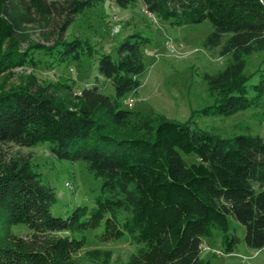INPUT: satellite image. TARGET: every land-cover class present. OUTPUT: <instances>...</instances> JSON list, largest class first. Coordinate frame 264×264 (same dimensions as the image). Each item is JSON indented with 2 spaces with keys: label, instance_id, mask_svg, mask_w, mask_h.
I'll return each mask as SVG.
<instances>
[{
  "label": "trees",
  "instance_id": "1",
  "mask_svg": "<svg viewBox=\"0 0 264 264\" xmlns=\"http://www.w3.org/2000/svg\"><path fill=\"white\" fill-rule=\"evenodd\" d=\"M142 2L148 12L173 25L209 20L214 30L205 44L221 45L231 55L224 70L205 73L213 90L237 86L204 113L231 115L261 104L264 71L248 95L247 57L264 51V0H114L127 8ZM90 0H2L0 15L22 37L35 14L58 28L55 48L61 61L80 57L79 40L64 34ZM60 16L59 20L55 17ZM224 33L230 37L222 43ZM140 34L120 42L116 54L102 53L99 74L111 79L116 93L106 94L97 82L80 91L67 86V97L34 90L0 91V264H110L113 252L87 250V238L77 233L96 229L102 241L130 239L136 250L129 264H212L201 253L204 238L218 228L224 252L241 242L231 231L230 217L245 227V244L264 248V136L213 135L162 114H142L123 107L121 99L141 85L145 70ZM35 51L22 52L20 64L36 61ZM9 60V57H8ZM248 84V85H247ZM130 130L119 136L117 130ZM113 130L114 132H112ZM50 142L61 159L84 161L103 179L97 205L76 206L66 217L55 216L54 188L46 184L29 156L5 153L4 146L33 147ZM183 153L195 155L189 163ZM25 224L19 235L13 226Z\"/></svg>",
  "mask_w": 264,
  "mask_h": 264
},
{
  "label": "rangeland",
  "instance_id": "2",
  "mask_svg": "<svg viewBox=\"0 0 264 264\" xmlns=\"http://www.w3.org/2000/svg\"><path fill=\"white\" fill-rule=\"evenodd\" d=\"M2 0H0L1 3ZM62 2L64 0H49ZM88 1V0H87ZM91 3L77 14L64 38L76 39L82 44L80 57H70L61 61L56 57V45L60 37L58 28L48 23L42 16L35 14L31 23H27L22 37H15L13 27L0 15V91L34 90L57 98L67 97V86L73 91L97 82L103 91L114 96L115 86L111 79L99 74V57L102 53L115 55L122 40L132 34H140L145 42L142 45L145 70L140 74L141 85L137 90L127 93L122 99L125 108L142 114L159 113L165 117L190 122L195 128L213 135L232 138L239 134L264 136V95L259 106H252L231 115L204 113L229 88L213 90L209 87L204 74H216L224 70L231 55H221V45L212 48L205 44L206 38L214 30L209 20L201 23L173 25L171 20L163 19L146 10L142 2L127 8L115 5L114 0H90ZM59 20L60 16L55 17ZM230 37L224 33L222 43ZM36 61L20 64L15 59L26 51H35ZM9 57V60H8ZM248 95L255 91L251 85L257 83L264 71V51L256 52L246 59ZM114 132L113 130H111ZM133 132L117 130V135L125 136ZM50 142H40L33 147L7 144V155L21 154L29 156L34 168L50 184L57 195L52 206L55 216L66 217L76 206L88 205L93 208L101 195L103 179L89 170L86 162L58 158L50 149ZM187 162L196 160L195 155L183 153ZM231 231L241 238L237 249L226 254L218 228L211 236L204 238L201 257L211 260L212 264H264V248L255 250L244 242L245 227L230 217ZM104 223L76 237L86 236L87 242L79 253L83 258L90 249H107L113 252L110 264H129L136 244L130 239L124 241H102L99 235ZM15 233L25 236L30 230L25 224L13 226ZM81 264H93L82 259Z\"/></svg>",
  "mask_w": 264,
  "mask_h": 264
},
{
  "label": "built area",
  "instance_id": "3",
  "mask_svg": "<svg viewBox=\"0 0 264 264\" xmlns=\"http://www.w3.org/2000/svg\"><path fill=\"white\" fill-rule=\"evenodd\" d=\"M203 249H207L206 247H203Z\"/></svg>",
  "mask_w": 264,
  "mask_h": 264
}]
</instances>
